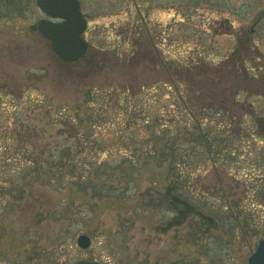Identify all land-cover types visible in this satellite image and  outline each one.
<instances>
[{
  "label": "rangeland",
  "instance_id": "374dc122",
  "mask_svg": "<svg viewBox=\"0 0 264 264\" xmlns=\"http://www.w3.org/2000/svg\"><path fill=\"white\" fill-rule=\"evenodd\" d=\"M81 1L89 30L100 32L90 41L86 31L85 39L106 49L89 47L75 63L61 62L49 41L34 28L47 19L36 4L24 16L0 18V264H74L81 260L246 264L264 237V194L257 200L254 193L255 188L264 189V121L256 125L252 116L243 117L252 113L248 101L255 96L262 98L251 100L254 106L260 103L257 112L264 111V0ZM224 20L232 22L233 35L222 31ZM180 21L204 33L180 26ZM120 32L125 42H136L133 61L125 63L123 54L119 57L110 49L118 43ZM127 46L123 47L126 51L130 50ZM100 61L103 70L90 77L88 71ZM161 61L195 65L191 75H196L203 93L202 100L195 101L199 112L194 114L204 127L227 135L223 143L218 139L210 150H204L205 157L197 163L200 173L185 189L194 198L204 193L201 198L205 196L216 209L229 204L237 224L233 240L224 247L230 256L218 255L222 245L215 238L225 239V231L208 230L207 216L202 218L207 227H199V240L193 243L187 233L201 219L176 217L172 208L144 202L146 196L157 198L174 179L169 176V161L159 163L162 143L156 155L140 166L126 163L115 171L102 166L106 173L93 182L113 186L120 197H94L90 189L80 192L75 186L63 187L55 176L47 175L49 170L56 174L57 168L45 162L46 153L68 136L59 133L64 129L62 118L75 123L78 118L83 120L81 139L84 134L105 137L110 124L106 121L115 122L125 108H143L146 95L138 94L141 85L165 81ZM133 74L140 78L137 84L129 80ZM122 81L129 84L128 97L114 92L106 110L84 103L89 86L120 87ZM209 95L212 103L204 104L206 113L201 108ZM168 105L162 104L161 109L174 114ZM187 113L176 114L171 123L186 124L179 135L182 139H190L195 130ZM106 155L100 154L98 161ZM211 157L213 161H205ZM183 210L189 212L191 206ZM51 211L57 215L49 216ZM58 215L63 218L57 219ZM81 234L91 240L86 250L76 243Z\"/></svg>",
  "mask_w": 264,
  "mask_h": 264
},
{
  "label": "trees",
  "instance_id": "16d2710c",
  "mask_svg": "<svg viewBox=\"0 0 264 264\" xmlns=\"http://www.w3.org/2000/svg\"><path fill=\"white\" fill-rule=\"evenodd\" d=\"M81 9L83 10L86 6L79 0ZM136 3V0H135ZM35 8V0H0V18H9L11 16H24L26 11ZM180 8V7H179ZM186 15H183L182 19H185ZM222 31L225 34L229 32L233 35L232 22L229 20H224ZM180 26L191 27L196 33L201 32L195 26H189L185 22H179ZM112 29H115L112 27ZM89 40L93 39L99 35L97 29L87 28ZM194 32V33H195ZM121 33V32H120ZM119 33L118 43L113 45L110 49L117 52L118 56L125 58V63L128 60L133 61L135 57V51L133 48L136 42H125V38H121L122 33ZM126 33V32H125ZM133 35L136 34V29H133ZM193 33V34H194ZM216 33V30H214ZM125 35V34H124ZM197 35V34H194ZM235 35V34H234ZM129 38H127L128 40ZM89 42V41H88ZM90 48L96 50L106 49L96 46L94 43L89 42ZM129 45L130 50L126 51L123 47ZM128 47V46H127ZM123 49V50H122ZM204 49L202 46L201 50ZM162 72L165 74V81H156L153 84L141 85L140 92L142 94L145 92L146 97L143 99V108H139L134 105L131 109L125 108L123 113L116 116L115 122L111 120L106 121L104 124H109L105 128L106 134L101 137L92 138V134H84L85 138L79 135L80 126H82V119L78 118V122H73L69 120L66 116L62 118L64 129L60 130V134L67 133L63 139L56 142L55 146L48 150L46 153L45 162L51 164L52 167H56L57 172L47 171V175L50 177H56L61 181L62 186H75L80 192H86L90 189L92 196L94 197H120L118 189L113 186H107L106 184L97 185L93 182V178L98 177L106 173L109 169L110 171H115L122 165L128 163L132 167H137L145 163L150 157H154L157 151V145L162 143L163 152L159 154V163L169 161V176L173 177V181L169 182V186L163 192H159L158 197L154 198L152 195L144 198V202L149 206L160 207L163 206L166 209L172 208L175 211L176 217H182L183 219L198 218L202 222H195L194 227L191 232L187 233L188 238L193 242L197 243L199 240V227L205 226L203 219L206 217V221L209 223L208 230L213 228L223 229L225 231V239L215 238L217 242H221V249L218 250L219 256H230V250L224 249L233 240L234 229L237 226L236 221H234V215L231 210L228 209L229 204L221 206V209H216L214 203H207V200L201 198L204 193L196 194L197 198H194L192 194L185 189V185L189 184L190 179H192L196 174H199L200 169L197 163L202 161L204 156V150L208 148L210 150L212 145L217 143L218 139H221L222 143L226 139L227 135L219 130L214 129L212 126H205L200 122L201 118L194 114L197 111V103L200 99L202 100V84L196 81V75H191V71L195 67L190 66H180L176 64H169L165 62H160ZM191 65V64H190ZM104 68L102 61L96 63L91 70L88 71L90 77L101 73ZM67 77L71 75H66ZM137 74L130 75L129 80L131 83L137 84L139 81ZM129 80L127 82H129ZM123 82L118 86L107 85V87L89 86V88L84 92V103L87 105H98L100 110L107 109V103L111 100L114 92L118 94L130 92L128 88V83ZM210 85H216L214 82L209 81ZM217 83V82H216ZM218 84V83H217ZM145 85H147L145 87ZM219 85V84H218ZM122 92L120 91L121 89ZM209 97V98H208ZM204 99L202 103L203 112L207 113L205 109V103L211 105L210 95ZM253 101H260L261 96L252 97ZM251 99V100H252ZM248 101V107L252 110V113H245L243 117L247 115L252 116V124H260L264 121V111L257 112V107L261 106L260 103L254 106L253 101ZM206 101V102H205ZM168 102L171 109H175L174 114L170 115V111H165L162 108V104ZM239 102V101H238ZM241 104V102H239ZM166 107V106H165ZM241 109L243 107L241 106ZM248 109V108H247ZM188 112L187 116H191V121L193 122L194 129L193 135L190 139H182L181 130L186 128L185 123L176 122L175 125H171L173 122V117L181 112ZM172 112V113H173ZM199 112V111H197ZM77 117V116H76ZM138 119L142 121L139 122ZM245 127L247 125L243 124ZM219 129V128H217ZM252 137V133L246 132ZM75 140L72 138L76 137ZM177 136L179 137L177 139ZM79 138V139H78ZM93 139V140H92ZM47 145V144H46ZM107 153L101 161H98L100 154ZM43 154V151L42 153ZM210 156L212 153H209ZM225 156H233L234 153H225ZM213 161V158L209 160ZM196 165V166H195ZM102 166L106 168L101 170ZM174 172L176 176L174 177ZM108 173V172H107ZM255 188V198L259 200L264 194V189ZM264 200L263 198H261ZM164 201L160 203V201ZM165 204V205H164ZM205 205V206H204ZM206 205H208L207 210H205ZM191 206L189 212H183L184 207ZM207 211V215L205 212ZM57 215L56 212H49V216ZM57 219L63 218L59 215L56 216ZM203 218V219H202ZM213 219V220H212ZM217 220L219 223L217 225ZM193 224V223H192ZM189 228H191V225ZM203 226V227H204ZM233 259V258H232ZM233 261V260H231ZM105 264L104 262H100ZM107 264V263H106ZM174 264H185L183 262Z\"/></svg>",
  "mask_w": 264,
  "mask_h": 264
},
{
  "label": "water",
  "instance_id": "95a60500",
  "mask_svg": "<svg viewBox=\"0 0 264 264\" xmlns=\"http://www.w3.org/2000/svg\"><path fill=\"white\" fill-rule=\"evenodd\" d=\"M37 8L47 17L34 27L49 41L53 53L64 63H75L87 52L89 43L84 38L88 20L81 11L78 0H35ZM77 246L82 250L90 247L91 240L81 234ZM74 264H102L97 261L81 260ZM246 264H264V237L250 254Z\"/></svg>",
  "mask_w": 264,
  "mask_h": 264
}]
</instances>
